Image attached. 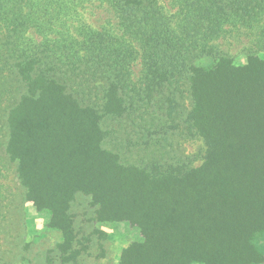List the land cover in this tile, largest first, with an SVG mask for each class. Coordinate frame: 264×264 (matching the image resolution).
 Instances as JSON below:
<instances>
[{
    "label": "trees",
    "instance_id": "16d2710c",
    "mask_svg": "<svg viewBox=\"0 0 264 264\" xmlns=\"http://www.w3.org/2000/svg\"><path fill=\"white\" fill-rule=\"evenodd\" d=\"M3 1L15 7L17 28L61 38L42 44L40 53L58 52L57 59L68 61L81 48L107 77L95 105L50 73L56 61L50 70L32 52L15 61L22 85L4 113L0 147L14 162L26 199L47 215L45 227L61 235L60 245L75 237L69 208L81 192L98 223L137 229L117 264H264V55L247 49L236 62L210 42L226 26L262 21L264 0H171L169 18L157 0H100L137 40L145 84L160 90L183 76L188 81L187 119L204 153L194 167L163 169L125 165L104 146L101 121L130 107L127 49L107 31L71 26L65 15L73 8L65 0L19 15L18 0ZM256 43L264 49V40Z\"/></svg>",
    "mask_w": 264,
    "mask_h": 264
},
{
    "label": "rangeland",
    "instance_id": "374dc122",
    "mask_svg": "<svg viewBox=\"0 0 264 264\" xmlns=\"http://www.w3.org/2000/svg\"><path fill=\"white\" fill-rule=\"evenodd\" d=\"M18 1L21 4L19 15L25 14L23 12L30 7H44L50 0ZM65 1L75 11L64 17L71 26L86 24L107 31L129 53L127 57L131 65L126 77L128 92L125 98L130 107L119 117L108 116L101 121L106 131L104 146L116 153L125 165L159 169L198 165L204 153V143L187 119L190 107L187 79L180 77L160 90L145 84L148 83L143 78L145 59L137 40L119 26L111 7L100 0ZM157 3L168 18L172 17L175 5L171 0H157ZM18 17L15 19V7L11 11L1 0L0 142L5 133L4 113L15 102L22 85L15 66L17 59H28L32 52L44 70H50L52 62L56 61L50 73L69 86L76 97L88 99L95 105L102 100L101 86L107 78H103L91 63L95 60L94 55L81 48L68 61L62 56L57 59L58 52L40 53L42 44H56L61 38L53 32L19 29L15 25ZM259 27L264 28V19L252 27L226 26L222 35L210 42L236 62H243L247 49L264 55V49L256 43V39L264 40ZM72 32L75 39L80 40L74 27ZM53 48H57L56 45ZM61 60L66 63L62 64ZM58 61L62 65L58 66ZM69 211L75 237L70 245H60L61 235L45 227L47 215L36 211L26 199L14 162L0 147V264H117L122 248L138 237L137 229L125 222L98 223L89 197L81 192L71 201Z\"/></svg>",
    "mask_w": 264,
    "mask_h": 264
}]
</instances>
